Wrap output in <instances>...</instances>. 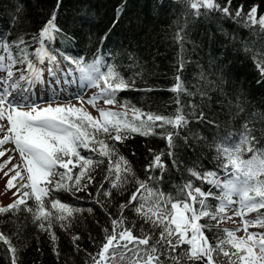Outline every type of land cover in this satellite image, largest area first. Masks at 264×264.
Listing matches in <instances>:
<instances>
[{"label":"trees","instance_id":"obj_1","mask_svg":"<svg viewBox=\"0 0 264 264\" xmlns=\"http://www.w3.org/2000/svg\"><path fill=\"white\" fill-rule=\"evenodd\" d=\"M218 2L223 5L225 0ZM240 5L245 11L258 6L257 18L264 15V0H232L233 8ZM54 11L55 25L63 31H57L55 42L49 44L53 53L82 56L86 63L99 56L102 71L106 70L103 64L107 63L126 81L133 82V87L117 93L114 112L127 111V119L132 120V112L121 107L127 104L144 113L174 117L180 107L176 104L179 98L182 113L188 121L180 128L159 127L160 122H156L154 134L126 133L131 138L122 143L106 140L118 149L117 156L129 161L132 174L120 188H110L105 182V162L94 166V181L86 191L59 190L45 197V209L53 213L51 231L55 233V242L48 232L38 228L39 222H34L33 213L25 211V206L22 205L19 211L0 213V232L15 247L17 264H93L92 255L104 241V229L111 232V219L119 216V206L127 203L138 186L137 180L181 199L179 188L191 180L193 187H200L205 192L211 190L218 197L221 188L196 179L191 172L201 175L214 172L221 181L227 179L223 168L226 160L218 146L222 141L228 144L238 139L245 121L254 125L252 134L258 142H254L256 147L264 146V82L257 83L264 78L256 64V61H264V33L258 26L253 31L216 13L198 18L190 16L183 0H61L58 8L57 0H0V34L9 41L24 37L36 47L39 33ZM86 15L90 26L81 27L79 21ZM180 29H183L184 40L178 42ZM109 31L110 39L106 44L102 43L100 37ZM73 33H76L75 37L69 38ZM30 59L36 62L34 56ZM58 59L61 69H66L68 65L63 57L58 55ZM181 63L183 69L178 73ZM218 64L223 65L226 75L218 71ZM177 75L185 89L180 93L170 90L177 83ZM238 104L244 111H238ZM200 112L204 113L205 119H197ZM169 132L174 134L173 156L168 155L170 149L166 137ZM99 138H104L103 134ZM79 151L83 156L101 159L84 149ZM156 155L161 156L164 168L145 171ZM252 155L242 151L241 158L247 160ZM79 170L75 168L73 172ZM149 176H162L163 179L149 180ZM102 183L112 192L111 197L97 194ZM52 199L83 211L74 212L64 221L57 220L58 211L49 203ZM218 203L214 197L206 200L212 210ZM27 207L36 211L34 198L27 201ZM88 208L93 212L89 213ZM261 214L264 209L255 211L256 217ZM124 216L128 218L125 227H131L134 222L133 234L140 235L143 221L130 208L124 209ZM199 223L213 225L204 229L213 246L218 239L224 238L226 228L220 223L217 225L209 217L201 218ZM64 224L67 227H62ZM143 226L146 231L149 229L148 225ZM258 232H264V228L260 227ZM77 235L79 240H73ZM186 248L187 244L181 246V249ZM214 257L219 264H226L222 254L214 253ZM0 264H11V254L3 241H0ZM120 264H127V261ZM181 264L191 262L185 259Z\"/></svg>","mask_w":264,"mask_h":264},{"label":"snow or ice","instance_id":"obj_2","mask_svg":"<svg viewBox=\"0 0 264 264\" xmlns=\"http://www.w3.org/2000/svg\"><path fill=\"white\" fill-rule=\"evenodd\" d=\"M60 2L61 0H57V8ZM183 2L190 16L198 18L216 13L253 31H256L258 26V30L264 33V15L257 18L258 6L254 5L245 11L243 5L233 8L232 0H225L223 5L218 0ZM79 24L81 27L90 26L89 17L86 15ZM57 31L62 32L63 29L56 27L54 11L39 33L36 47L24 37L9 41L0 34V133H3L0 138V157L7 156L4 163L0 164V171L12 164L15 154L18 153L19 162L12 164L4 175L14 173L6 184L9 190L16 187L14 182L20 183L17 192L13 193L14 196L19 195V199L6 208L0 207V213L19 211L22 205L25 206L24 210L33 213L34 222H39L38 228L48 232L53 242L56 239L55 233L51 231L53 213L45 209V197L59 190L86 191L94 181V166L105 162V182L110 188H120L128 182L127 177L132 174L129 161L123 156H117L118 149L106 140L122 143L131 138L126 133L154 134L153 126L156 122H160L159 127L171 125L173 128H180L188 122L182 113L179 98L176 104L180 107L174 117L144 113L127 104L121 107L132 112V120L127 119V111L112 112L104 109H97L99 118L93 117L85 110L84 104L95 107L99 100H103L106 105H114L117 103V93L133 87L134 84L126 81L107 63L103 64L106 70L102 71L99 56L86 63L82 56L72 57L65 52L53 53L49 44L55 42ZM182 31L183 29H180L177 32L178 42L184 40ZM75 35L76 33H73L69 38H74ZM110 35L111 31L105 33L100 37L101 42L106 44ZM58 55L62 56L68 65L66 69H61ZM30 56H34L36 62L30 59ZM256 64L261 77L264 78V61H256ZM17 65L22 67H16ZM182 69L183 63L180 64L178 73ZM217 69L222 75H226L223 73L222 64H218ZM16 72L19 73L18 77ZM176 81L170 90L177 93L185 91L179 75L176 76ZM262 82L264 80L257 81ZM73 84L80 90L77 94L71 97L60 94ZM89 88H97L99 93L85 99L83 93ZM38 89L40 91H37ZM73 99L81 106L71 104ZM237 107L238 111H244L239 104ZM197 119H205L204 113L200 112ZM253 127L254 125L250 126L249 122L245 121L238 139L228 144L222 141L218 146L226 160L223 168L227 179L221 181L214 172L204 175L191 172L196 179L221 188V195L218 197L211 190L205 192L200 187H193L191 180L179 188L182 199L137 180L138 186L129 196L127 203L120 204L119 216L111 219L109 214L112 230L109 232L107 228L104 229V241L98 252L92 255L93 264H120L123 261H127V264H167L169 261L171 264H181L185 259L191 264H219L214 253L222 254L226 258V264H264V232L248 231L249 227L264 228V214L258 215L253 221L244 219L248 213L264 209V179H261L264 177V146L256 147ZM100 134H103L104 138H99ZM173 135L169 132L166 137L170 149L169 156L174 155L171 151L174 147ZM8 144L13 145V148L4 147ZM80 149L101 159L94 160L91 156H83ZM242 151L251 152L253 155L244 160L241 158ZM9 152L13 154L8 155ZM75 168L80 170L74 173ZM156 168H164L160 155L153 158L145 171ZM210 177L212 179H209ZM25 179L26 183L23 182ZM152 179L163 177L149 176V180ZM22 189L30 191L21 192ZM97 194L108 198L112 192L105 189L102 183ZM209 197L219 201L215 210L206 204ZM33 198L37 205L36 211L27 207V201ZM96 202L101 203L100 200ZM49 203L52 209L58 211L55 218L60 221L71 217L74 212L83 211L61 203L58 199H52ZM126 208H130L143 221L140 235L133 234L136 227L134 222L131 227H125L128 221L124 216ZM87 211L91 213L93 209L88 208ZM229 211L232 216L227 215ZM203 217H209L216 221L217 225L224 219L240 217L245 235H236L241 231L240 228L225 229L224 238L218 239L213 246L204 234V229L213 225L200 224L199 221ZM143 225H148L149 229L146 231ZM73 240H79V236H74ZM0 241L7 245L11 264H17L16 249L3 232H0ZM185 244L188 248L181 249ZM178 249H181L179 254Z\"/></svg>","mask_w":264,"mask_h":264},{"label":"rangeland","instance_id":"obj_3","mask_svg":"<svg viewBox=\"0 0 264 264\" xmlns=\"http://www.w3.org/2000/svg\"><path fill=\"white\" fill-rule=\"evenodd\" d=\"M13 71L15 72V70L13 69ZM19 76V73L16 72V77ZM45 77H47V72L45 71ZM103 86V85H102ZM37 91H40L39 89ZM80 90L76 87L75 84L71 85V87H66L64 89V91L62 93H60L61 95H63L64 97H71L75 94H77ZM99 93V89L97 88H89L87 89L86 92L83 93L85 99L92 97L94 95H97ZM50 94V93H49ZM71 104L79 107L81 106L76 100H71L70 101ZM83 107L85 108L86 111H88L93 117L99 118V111L97 109H104L106 111H112L114 112V110L116 109V107L114 105H106L103 100H99L96 104L95 107H93L92 105L89 104H84ZM6 123V121H5ZM3 133H0V138H2ZM4 147L6 148H13V145L8 144L5 145ZM13 153L9 152L8 155H12ZM7 159V156L5 157H0V164H3L4 161ZM19 162V157H18V153L15 154V159L12 160V164H15ZM12 164H9L7 166V168H5L3 171H0V206L3 205H9L11 203H13V201H15L16 199H19V195L14 196L13 193L17 192V189L20 187V183L19 182H14L16 183V187L12 188V189H8L6 187L7 181L8 179L11 178L12 175H14V173H9L8 176L4 175V172H7L9 168H11ZM23 182H27V180L25 179V181ZM23 191H30V189H22L21 192ZM233 199H236V197H233ZM235 207V205L233 206ZM228 216H232V212L229 211L227 213ZM257 217L255 215V211L248 213L244 219L248 220V221H253L255 220ZM220 225L224 226L227 230H236L237 228H240L241 231L237 232L236 235L238 237H243L245 235L243 229V224L241 221L240 217H234L232 220L229 219H224L220 222ZM259 228L260 227H249L248 231L249 232H257L259 233Z\"/></svg>","mask_w":264,"mask_h":264}]
</instances>
